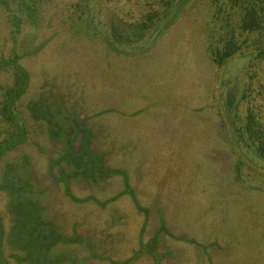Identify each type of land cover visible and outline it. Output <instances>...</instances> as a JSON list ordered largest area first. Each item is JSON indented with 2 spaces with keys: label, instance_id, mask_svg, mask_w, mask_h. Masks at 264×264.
<instances>
[{
  "label": "rangeland",
  "instance_id": "374dc122",
  "mask_svg": "<svg viewBox=\"0 0 264 264\" xmlns=\"http://www.w3.org/2000/svg\"><path fill=\"white\" fill-rule=\"evenodd\" d=\"M74 1L47 0L32 19L22 16L18 30L0 6V59L19 56L30 74L29 90L16 106L28 138L0 159V181L8 165L17 167L28 190L20 202L42 209L43 220L68 240L50 247L49 259L264 264V164L236 141L225 111L227 92L245 86L256 48L218 68L207 50L213 0H190L157 37L132 55H116L76 32L81 20ZM14 84L15 71L0 72V105ZM33 101L43 112L46 103L61 108L54 119L62 120L63 111L66 119L50 124L33 118L27 107ZM258 103L264 115V100ZM72 122L84 123L71 146L66 130ZM12 129L0 115V141ZM85 131L103 168L118 174L83 175L58 164L66 142L79 149ZM7 195L0 192V249L17 264L7 241L16 218Z\"/></svg>",
  "mask_w": 264,
  "mask_h": 264
},
{
  "label": "trees",
  "instance_id": "16d2710c",
  "mask_svg": "<svg viewBox=\"0 0 264 264\" xmlns=\"http://www.w3.org/2000/svg\"><path fill=\"white\" fill-rule=\"evenodd\" d=\"M47 0H0V6L4 7L11 17V21L17 30L20 28L24 15L32 19L36 15V8ZM190 0H78L73 2L74 15L81 22L76 25V32L83 33L92 42L102 43L108 51L116 55H132L137 48L161 32L162 27L169 25L173 17H177L179 9ZM215 12L213 19L215 27L211 29L208 37V52L211 60L218 68H223L239 53L250 47L256 48L255 58L249 62L245 72V86L243 89H230L225 97V108L236 137V141L243 145L248 154L264 164V115L258 100H264V0H213ZM36 13V14H35ZM31 14V15H30ZM239 16L240 22L237 28L233 24L235 17ZM70 19H72L70 17ZM161 34V33H160ZM252 40V36H256ZM19 56L0 59L1 71H15V84L3 95L0 105V115L13 129L7 133V137L0 141V159L20 145L26 143L28 130L19 119L17 104L22 96L27 93L30 85V74L19 64ZM241 91V92H240ZM14 100L8 104L7 100L15 95ZM5 100V101H4ZM247 102V103H246ZM40 102L33 101L27 107L31 110L33 118L41 121L51 120L60 114L61 108H52L54 105L46 103L48 108L38 110ZM245 104V113L241 106ZM244 114V116H242ZM64 121L67 113L63 111ZM231 115L233 117H231ZM54 119V122H60ZM70 121V120H69ZM84 122H72L66 130V136L71 141L77 140ZM60 126V125H59ZM84 126V125H83ZM53 131V130H52ZM82 145L79 149L68 147L58 164L66 162L73 166L81 174H92L94 171L105 174H118L119 171L106 170L102 158L90 150V132L85 131ZM59 134V132H57ZM53 133V137H54ZM50 175L54 177L52 166ZM242 167L237 166L240 172ZM18 169L13 164L8 165L0 181V192L7 193L10 204L14 207V226L8 238V245L12 249L13 259L17 264H57L59 261L49 259L50 251L55 243L67 242L63 240L50 222L42 218V209L36 210L31 204L21 203L28 191L25 179L18 177ZM1 177V176H0ZM63 178V176H62ZM63 181H66L63 179ZM127 183V178H126ZM127 195L135 198L133 192L127 187ZM69 193V192H68ZM78 202V200L74 199ZM136 200V199H134ZM14 201V202H13ZM80 201V200H79ZM20 202V203H19ZM82 202V201H80ZM136 202V201H135ZM140 208V207H139ZM30 218L27 220V218ZM0 234L4 239L2 220L0 218ZM23 238V244L18 241ZM18 242V243H17ZM4 243V242H3ZM17 243V244H16ZM149 248L154 252L157 246L154 243ZM4 245V244H3ZM33 245V246H32ZM34 245L37 251L33 249ZM148 248V247H147ZM157 256V255H156ZM130 258L124 262L114 264H131ZM65 263V260L64 262ZM0 264H10L4 256V248L0 249Z\"/></svg>",
  "mask_w": 264,
  "mask_h": 264
},
{
  "label": "flooded vegetation",
  "instance_id": "af4514ba",
  "mask_svg": "<svg viewBox=\"0 0 264 264\" xmlns=\"http://www.w3.org/2000/svg\"><path fill=\"white\" fill-rule=\"evenodd\" d=\"M19 177V176H18Z\"/></svg>",
  "mask_w": 264,
  "mask_h": 264
}]
</instances>
